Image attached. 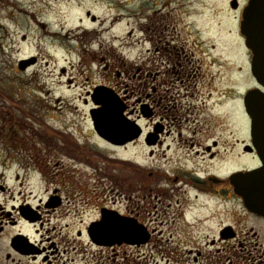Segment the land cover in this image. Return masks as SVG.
I'll list each match as a JSON object with an SVG mask.
<instances>
[{
    "label": "flooded vegetation",
    "instance_id": "obj_1",
    "mask_svg": "<svg viewBox=\"0 0 264 264\" xmlns=\"http://www.w3.org/2000/svg\"><path fill=\"white\" fill-rule=\"evenodd\" d=\"M248 1L228 0L242 43L240 23ZM157 38L149 67L113 70L129 85L116 90L99 82L86 91L90 110L100 107L91 99L95 89L117 94L119 141L96 135L121 148L122 157L130 149L132 171L123 174L121 186L133 197L129 205L120 210L101 206L97 216L81 219L77 228L61 189L34 200L22 190L14 195L2 181L0 193L12 195L0 200V264H93L78 257L77 250L87 251L82 237L90 248L135 254L136 262L126 264H264V214L252 208L264 203V181L256 177L264 167L257 146L264 149V144L253 141L245 105L247 91L264 87L249 70L251 51L245 48L250 85L240 94L235 86L223 92L220 70L216 84L205 70L204 40ZM21 151L13 153L33 156ZM151 200L152 209L142 206ZM102 209L115 211L121 231L127 228L135 240L95 242L92 229Z\"/></svg>",
    "mask_w": 264,
    "mask_h": 264
},
{
    "label": "rangeland",
    "instance_id": "obj_2",
    "mask_svg": "<svg viewBox=\"0 0 264 264\" xmlns=\"http://www.w3.org/2000/svg\"><path fill=\"white\" fill-rule=\"evenodd\" d=\"M197 37L205 70L215 84L220 70L223 92L235 86L240 94L250 85L248 52L228 0H0V182L34 200L61 189L77 228L101 206L129 205L133 197L121 186L132 171L130 149L122 157L121 148L98 138L86 91L99 82L116 90L129 85L112 72L149 67L152 39ZM22 59L34 61L20 69ZM20 149L34 160L13 153ZM149 202L142 206L152 209ZM81 242L87 251L77 250L78 257L88 263L136 262L135 254Z\"/></svg>",
    "mask_w": 264,
    "mask_h": 264
},
{
    "label": "water",
    "instance_id": "obj_3",
    "mask_svg": "<svg viewBox=\"0 0 264 264\" xmlns=\"http://www.w3.org/2000/svg\"><path fill=\"white\" fill-rule=\"evenodd\" d=\"M95 19L94 16L91 17ZM241 32L245 37L244 45L252 52L250 70L255 80L264 87V0H249L243 11ZM34 59H23L19 68L24 69ZM91 98L100 107L90 111L91 118L97 133L110 141L118 142L120 139L121 108L116 93L111 89L97 88ZM246 111L252 119V134L254 143L264 144V92L259 89L249 90L246 94ZM257 146V145H256ZM264 160V149L257 146ZM264 181V167L256 176ZM254 210L264 214V203L256 204ZM119 216L110 210H102L101 220L94 223L93 238L99 243H119L120 241H133L129 230L121 231Z\"/></svg>",
    "mask_w": 264,
    "mask_h": 264
},
{
    "label": "bare ground",
    "instance_id": "obj_4",
    "mask_svg": "<svg viewBox=\"0 0 264 264\" xmlns=\"http://www.w3.org/2000/svg\"><path fill=\"white\" fill-rule=\"evenodd\" d=\"M109 145H111V144H109Z\"/></svg>",
    "mask_w": 264,
    "mask_h": 264
}]
</instances>
